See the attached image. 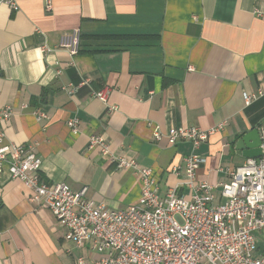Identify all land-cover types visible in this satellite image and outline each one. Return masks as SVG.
I'll use <instances>...</instances> for the list:
<instances>
[{
  "label": "crops",
  "instance_id": "1",
  "mask_svg": "<svg viewBox=\"0 0 264 264\" xmlns=\"http://www.w3.org/2000/svg\"><path fill=\"white\" fill-rule=\"evenodd\" d=\"M74 29L80 46L69 55L57 44ZM102 87L110 88L107 105L92 95ZM259 91L264 0H0V109L12 108L0 121L3 143L29 144L45 182L86 186L90 199L109 208L137 203L141 188L113 157L152 169L163 197L180 178L171 166L183 169L184 157L196 153L206 158L198 181L215 185L217 194L226 169L246 159L236 140L264 123V96L244 100ZM74 116L76 134L66 125ZM224 120L196 149L153 137L154 127L162 134L179 126L208 130ZM91 135L103 138L110 155L90 147ZM178 194L191 195L184 187ZM28 195L21 181L1 176L0 264L94 256L89 244L65 240V227Z\"/></svg>",
  "mask_w": 264,
  "mask_h": 264
},
{
  "label": "built area",
  "instance_id": "2",
  "mask_svg": "<svg viewBox=\"0 0 264 264\" xmlns=\"http://www.w3.org/2000/svg\"><path fill=\"white\" fill-rule=\"evenodd\" d=\"M9 5L17 9L14 2ZM255 14L262 15V11L255 10ZM79 46L78 29L63 33L57 44L69 55L76 54ZM109 91L102 87L92 95L107 105ZM259 96L264 92L244 94L245 103ZM11 113V106L0 109V121ZM226 124L224 120L208 130L179 126L166 134L154 127L153 137L160 140L164 136L170 145L189 142L196 149ZM66 125L78 133L76 116L67 119ZM257 130L261 155L227 168L229 179L217 194L215 185L198 181L197 170L206 158L196 153L184 157L183 169L177 163L171 166L180 178L163 197L152 169L138 168L134 159L113 157L116 168L134 172L141 188L137 203L109 208L90 199L86 186L73 191L64 182H45L40 175L42 161L29 144L3 143L1 131L0 178L7 173L21 181L29 190L28 199L49 210L65 227V240L76 247L89 244L94 256L77 257L72 264H264V123ZM89 139L90 147L110 155L102 137L91 135ZM181 187L189 189V198L178 194Z\"/></svg>",
  "mask_w": 264,
  "mask_h": 264
},
{
  "label": "water",
  "instance_id": "3",
  "mask_svg": "<svg viewBox=\"0 0 264 264\" xmlns=\"http://www.w3.org/2000/svg\"><path fill=\"white\" fill-rule=\"evenodd\" d=\"M260 144L258 131L256 128H252L236 140L234 147L238 155L245 158H256L261 155Z\"/></svg>",
  "mask_w": 264,
  "mask_h": 264
}]
</instances>
